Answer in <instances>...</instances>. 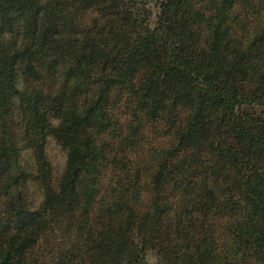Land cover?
<instances>
[{"label":"trees","instance_id":"trees-1","mask_svg":"<svg viewBox=\"0 0 264 264\" xmlns=\"http://www.w3.org/2000/svg\"><path fill=\"white\" fill-rule=\"evenodd\" d=\"M146 19L139 0H0V264H264V0Z\"/></svg>","mask_w":264,"mask_h":264},{"label":"rangeland","instance_id":"rangeland-1","mask_svg":"<svg viewBox=\"0 0 264 264\" xmlns=\"http://www.w3.org/2000/svg\"><path fill=\"white\" fill-rule=\"evenodd\" d=\"M139 4L144 6L147 13V19L146 22H148L151 26H153L155 20H156V14L158 12V0H139ZM148 20V21H147ZM7 35V34H6ZM25 64V62H23ZM35 82V80H30L24 77L21 70H19L18 77H17V87L19 89H22L25 87V85H31ZM15 106H18V100L17 97L14 98ZM256 110H259V108H256ZM14 120L19 122V115L15 114ZM56 124L57 119L53 118L51 120ZM163 126L158 127L156 124H154V127H152V130L148 131L149 136H153V138H149L150 143L158 142L159 138L165 133L162 131ZM15 130V129H14ZM159 134L156 135V133ZM99 138H101V132L99 133ZM14 143L15 146L18 148V153L16 154V158L18 160V163L20 167L25 171L27 174L26 176V183H21V186H24L26 184V192L28 194V202L29 206L32 208L37 207L42 199L43 193L39 187V185L36 184L34 180V174H35V165H34V158L32 154V150L25 146L24 141L21 138V135L19 134V128L16 127L15 135H14ZM45 155L50 162L52 169H53V175L54 178H59L60 175L63 173L66 165V159H67V152L66 150L61 146V144L52 136L49 135L47 137V141L45 143V149H44ZM157 262V255L155 251L150 250L147 253L146 256V262L144 264H155ZM48 264H53L49 263Z\"/></svg>","mask_w":264,"mask_h":264}]
</instances>
